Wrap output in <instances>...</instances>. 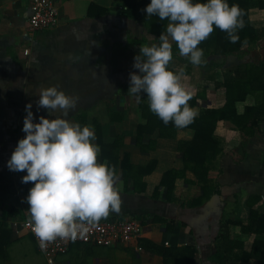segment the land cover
<instances>
[{
    "label": "crops",
    "instance_id": "0c3cea01",
    "mask_svg": "<svg viewBox=\"0 0 264 264\" xmlns=\"http://www.w3.org/2000/svg\"><path fill=\"white\" fill-rule=\"evenodd\" d=\"M30 4L31 0H0V264H45L34 237L17 232L21 222L30 219L26 197L32 182L23 183L26 172L10 171L6 162L25 135L27 104L31 103L35 116L55 118L47 108L37 110L40 89L49 86L78 98L67 119L77 122L78 117L86 116L81 125L94 127V143L98 144V136L106 144L121 137L120 161L127 157L134 168L155 165L142 178L134 169L130 178L117 169L120 212L110 211L101 219L135 217L143 226L138 242L130 247L73 243L57 257L58 264H175L179 258L164 249L187 245L194 250L196 264H218L214 260L217 235L220 225L228 221L238 223L232 232L244 244L243 251L236 253L250 254L257 238L245 230L250 208L264 214V123L247 142L231 123L218 124L215 136L222 150L210 166L204 198L202 184L186 169L179 151L180 143L193 139L191 129L178 127L175 136L168 138L155 133L147 152L138 142V128L146 124L140 105L148 101L146 93L141 92L137 100L128 92L129 74H141L133 67V58L142 55V45L158 46L155 36L144 24L128 18L115 0H59V24L32 32L28 26ZM250 20L255 28H264V10L252 9ZM170 43L176 45L171 38ZM247 56L241 60L213 56L208 60L212 68L193 65L185 56L187 62L172 57L169 70L182 72L181 83L197 98L195 117L206 109L225 106L223 75L228 68L246 63ZM246 101L238 106L239 113L255 102L252 96ZM149 141L145 138L144 144ZM97 160L108 164L101 161L100 152ZM172 170L183 175L170 193L162 179ZM136 245L142 249L137 250Z\"/></svg>",
    "mask_w": 264,
    "mask_h": 264
},
{
    "label": "clouds",
    "instance_id": "9594fccd",
    "mask_svg": "<svg viewBox=\"0 0 264 264\" xmlns=\"http://www.w3.org/2000/svg\"><path fill=\"white\" fill-rule=\"evenodd\" d=\"M143 11L148 17L157 16L168 23L158 46L142 45V55L134 56L133 67L141 74H129L128 92L137 100L141 92L146 93L152 113L165 124L172 121L184 127L196 113L187 103L191 93L181 83L182 72L168 68L172 59L170 38L181 56L200 65L203 49L198 45L214 26L226 31L230 42L239 39L235 33L244 27L243 10L235 3L230 6L228 0H150ZM38 96L37 110L47 108L55 118L37 117L31 103L27 104L22 127L25 135L17 141L6 166L10 171L26 172L21 178L23 183L32 182L26 197L27 212L43 250L57 237H84L90 226L110 211L120 212L121 198L115 187V166L97 160L100 145L94 143V127L67 119L78 98L58 86L41 88Z\"/></svg>",
    "mask_w": 264,
    "mask_h": 264
},
{
    "label": "trees",
    "instance_id": "16d2710c",
    "mask_svg": "<svg viewBox=\"0 0 264 264\" xmlns=\"http://www.w3.org/2000/svg\"><path fill=\"white\" fill-rule=\"evenodd\" d=\"M148 3L150 0H115L116 5L125 9L127 17L144 24L148 33L154 35L159 44V36L165 31L168 20L161 21L157 16L148 17L143 11ZM228 3L230 6L233 3L238 4L243 10L244 27L237 29L235 33L239 39L235 43L230 42L227 32L214 26V30L208 38L198 45L199 48L203 49V62L199 66L205 65L212 68L213 63L208 62V60L213 56L224 58L233 56L240 60L244 59L264 41V28H255L250 20L252 9L264 10V0H228ZM177 53H179L178 47L172 45V57L180 56L187 62L184 56ZM222 84L227 90L225 106L220 109H206L199 116L194 117L192 122L184 126L193 131V139L179 145V151L186 169L192 171L202 184L204 198L208 194L210 166L222 150L220 142L215 136L218 124L222 121L231 123L241 133L244 142H247L249 138L255 135L256 128H260L261 124L264 123V58L257 62L252 60L228 68L223 75ZM249 96L254 98V104L248 105L244 112L239 113L237 102H245ZM187 103L194 108L198 104L197 98L191 96ZM140 108L146 119V124L139 126L137 138L144 152H147L148 147L154 143L151 137L155 133L159 138L175 136L178 127L172 121L165 124L149 110L148 102L141 103ZM86 119L87 117L82 115L77 118V122L82 124ZM147 137L150 138V141L145 145L144 139ZM98 144L100 145L101 161H107L110 166H115L116 171L120 168L124 176L128 178L131 177L129 175L133 169L142 178L155 167L152 163L147 167L134 168L127 157L120 161L121 137H117L112 144H106L98 136ZM182 175L175 170L169 171L164 175L162 185L166 186L171 193L176 179ZM250 209V223L245 230L257 235L252 252L250 254L246 252H243L242 255L237 254L236 252L243 251L244 247L238 235L234 236L232 232L238 223L235 221L222 223L217 235L214 259L218 264H242L245 261H251V259H256L260 261V264H264V214H260L252 207ZM164 250L174 254L176 260L179 258L175 264H196L193 256L194 250L188 245L182 248L172 247ZM165 256L168 257L167 254Z\"/></svg>",
    "mask_w": 264,
    "mask_h": 264
},
{
    "label": "built area",
    "instance_id": "2783aa9c",
    "mask_svg": "<svg viewBox=\"0 0 264 264\" xmlns=\"http://www.w3.org/2000/svg\"><path fill=\"white\" fill-rule=\"evenodd\" d=\"M59 0H31L28 26L32 32L51 30L60 22ZM30 219H26L19 225L17 232L25 231L31 234L39 250L45 256V264H58L57 257L68 251L73 243H86L97 246L122 245L133 246L142 236V223L133 216L120 219L100 220L90 226L89 232L84 237L75 240L57 237L48 243L46 249H41L39 240L35 236ZM137 250L142 248L136 245Z\"/></svg>",
    "mask_w": 264,
    "mask_h": 264
},
{
    "label": "rangeland",
    "instance_id": "374dc122",
    "mask_svg": "<svg viewBox=\"0 0 264 264\" xmlns=\"http://www.w3.org/2000/svg\"><path fill=\"white\" fill-rule=\"evenodd\" d=\"M177 54H179V53H177ZM261 58H264V41L261 42L260 46L258 48H256L255 50H252V52L249 54V56L246 57V63L251 62V60H254L257 62Z\"/></svg>",
    "mask_w": 264,
    "mask_h": 264
}]
</instances>
